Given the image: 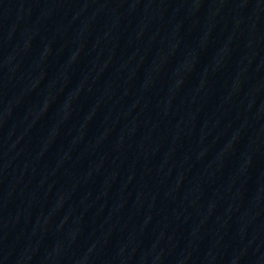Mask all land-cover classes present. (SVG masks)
<instances>
[{
	"label": "water",
	"instance_id": "1",
	"mask_svg": "<svg viewBox=\"0 0 264 264\" xmlns=\"http://www.w3.org/2000/svg\"><path fill=\"white\" fill-rule=\"evenodd\" d=\"M264 103V0H235Z\"/></svg>",
	"mask_w": 264,
	"mask_h": 264
}]
</instances>
